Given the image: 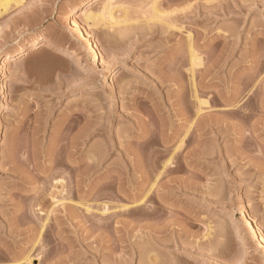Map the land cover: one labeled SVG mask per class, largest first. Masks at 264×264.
Masks as SVG:
<instances>
[{
  "label": "rangeland",
  "instance_id": "1",
  "mask_svg": "<svg viewBox=\"0 0 264 264\" xmlns=\"http://www.w3.org/2000/svg\"><path fill=\"white\" fill-rule=\"evenodd\" d=\"M87 1L0 16V264H264V0Z\"/></svg>",
  "mask_w": 264,
  "mask_h": 264
},
{
  "label": "bare ground",
  "instance_id": "2",
  "mask_svg": "<svg viewBox=\"0 0 264 264\" xmlns=\"http://www.w3.org/2000/svg\"><path fill=\"white\" fill-rule=\"evenodd\" d=\"M96 0H94L95 2ZM159 0H155L153 5H152V9H153V17L156 19L159 17V19L164 16H167L169 15V13L166 15V13H162L161 11H159L156 7V4ZM12 2H14L15 4H20L22 2V0H0V16L2 15V12L5 13L6 10L8 9V5H10ZM92 2L91 1H87V2H83V3H80L79 5H77L74 9H73V14H77L78 13V10L85 6V5H88ZM210 3V2H208ZM192 4H189L186 6L188 9L191 7ZM113 3H112V0H107L100 8H99V11L97 13H91L90 12H86L84 14V21L85 23L89 26L90 28V32L93 30V28L95 26H97L99 23H101L102 21L104 22L105 20H107L106 22L110 24V27H113L114 25H117V24H120V21L118 17L115 16V13H114V10L115 8L113 7ZM218 5H206L204 6L203 8H199V13H206L207 11H210V10H215L219 7H217ZM220 6V5H219ZM185 7V8H186ZM221 7V6H220ZM183 8V10L185 9ZM187 10V9H186ZM222 11H224V13H229L230 9L228 6H225L223 8H221ZM175 11V10H174ZM178 11V10H177ZM173 12V11H172ZM171 12V13H172ZM171 15V14H170ZM152 18V17H151ZM153 19V18H152ZM165 20V19H164ZM163 21V19L161 20ZM75 22H76V25H78V20L75 19ZM173 27H176V26H173ZM189 46H190V54H191V67H190V70H191V74L192 76H194V71L196 72L197 70H195L197 67V65L200 66V64L202 63L201 59L198 57V55L194 52L193 50V46H192V36L189 34ZM41 45H46V46H50L52 45V43L50 42V40H45L43 41L42 38H35L32 40L31 44L29 45V47L31 48V50H36L39 46ZM92 48V53L93 54H98V45H94L92 44L91 46ZM26 52V48L21 46L16 52L14 53H11L8 57V59H13L15 57H20V56H23ZM59 52H61L63 55H67L69 56L70 58H73V61L74 62H82V60L77 57V55H74L71 51L69 50H66V49H59ZM85 63V62H84ZM202 66V64H201ZM196 67V68H195ZM9 84V83H8ZM7 86V85H6ZM205 103V102H204ZM203 103V104H204ZM207 103V102H206ZM201 104V103H200ZM201 107V106H200ZM201 110V109H200ZM173 160L172 158L169 159L166 164L164 165V169H166L169 165H172V161ZM169 171V170H168ZM150 179V178H149ZM149 181V180H148ZM147 181V182H148ZM153 186V185H152ZM152 188V187H151ZM150 188V189H151ZM150 192V191H149ZM152 199V198H151ZM89 206L85 207L86 208V211L90 212L91 208H88ZM125 207V206H123ZM126 209H127V206H126ZM110 208L108 209L106 206L105 208L103 209L104 211V214L107 213V211L109 212ZM152 215V214H151ZM32 256L29 254L26 258H25V263L26 264H32Z\"/></svg>",
  "mask_w": 264,
  "mask_h": 264
}]
</instances>
